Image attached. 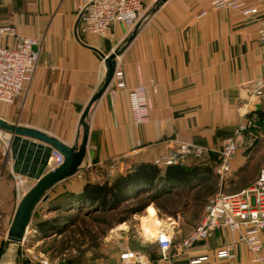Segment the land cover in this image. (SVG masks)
<instances>
[{
    "label": "crops",
    "instance_id": "crops-1",
    "mask_svg": "<svg viewBox=\"0 0 264 264\" xmlns=\"http://www.w3.org/2000/svg\"><path fill=\"white\" fill-rule=\"evenodd\" d=\"M141 1L146 11L137 21L140 24L136 34L126 43L135 25L129 28L116 23L104 36L83 33L80 15L75 10L78 0H0V26H11L15 35L31 36L39 42L38 65L30 82L14 104H7V108L1 110L0 117L8 123L36 129L69 146L76 140L80 142L79 117L105 74L99 52L107 55L114 49L124 48L116 57L115 66L123 71L125 88L111 98L110 92L114 89L111 80L90 108L86 155L80 171L72 176L75 181L81 180L73 186L75 192L85 181V172L86 180L91 181L129 172L141 162L153 163L157 155L172 146L171 140L217 150L244 111L255 107L258 113L260 110L264 113V98L256 103L249 98L251 83L264 78V47L257 37L258 18L264 15V0H241L257 8L256 14L248 15L233 8L214 7L211 0H166L159 7L155 6L156 0ZM15 35L1 36V43L13 46ZM139 83L150 86L152 107L149 120L135 125L130 119L128 91ZM257 147L238 152L232 159L231 172L223 178L215 173L218 161L215 153L201 157L187 155L183 166H191L189 156L206 160L196 165L199 171L195 176L173 188L189 185L197 178L212 184L213 191L235 192L247 187L255 179L244 177L242 167L252 161ZM51 149L42 142L10 135L7 175L13 167L25 175L32 186L39 176L50 170L46 163ZM157 167L164 172L167 166ZM211 193L206 192L203 198L207 201L214 195ZM55 202L39 211L42 218L56 217L62 223L92 208L84 201ZM203 211L204 207L197 222L188 228H181L176 220L168 225L155 211L147 212L145 218L150 225L153 214L162 226H167L160 228L172 237L165 253L155 240L158 228L147 234L139 217L131 225L125 221L109 230L107 236L113 240L114 252L104 259L88 257V261L114 264L119 253L129 249L143 253L148 264H187L192 257L201 255L207 256L201 264H229L228 259L216 257V252L234 244L235 264H260L253 261L252 253L238 241L236 234L219 229L206 241L181 249V240L199 223ZM28 236L35 240L30 246L26 244ZM48 237L32 229L25 241L3 253L1 264H26L29 254ZM261 237L260 254L264 255V231Z\"/></svg>",
    "mask_w": 264,
    "mask_h": 264
},
{
    "label": "built area",
    "instance_id": "built-area-1",
    "mask_svg": "<svg viewBox=\"0 0 264 264\" xmlns=\"http://www.w3.org/2000/svg\"><path fill=\"white\" fill-rule=\"evenodd\" d=\"M211 3L218 8L237 9L244 15L257 13L256 7H249L241 0H211ZM75 10L80 15L83 33L104 36L116 23L133 27L142 17L144 6L141 0H78ZM3 35H15V32L11 26H0V38ZM15 37L16 42L13 46L4 45L0 40V105L14 102L30 82L38 65L37 39L18 34ZM257 37L260 45L264 47V15L258 18ZM112 80L114 89L110 96L114 98L118 90L125 88L121 67L115 66ZM150 84L154 87L152 81ZM149 87L139 83L128 91L130 119L135 125L149 120L152 107ZM263 95L264 78H257L249 87L250 101L256 103ZM4 135L1 137L3 147L8 149L10 139ZM171 141L172 146L153 159L154 165L159 167L181 165L187 155L201 157L211 152L218 156L215 173L223 178L231 172L232 159L238 152H248L258 143L264 142V116H261L255 107L244 111L236 127L222 139L217 150L196 143ZM62 161L63 155L52 148L46 163L48 168L51 170ZM9 174L16 191L20 193L28 180L27 177L13 167H10ZM216 229L236 234L238 241L244 243L252 253L253 261L264 264V255L260 254L263 247L261 233L264 231V167L259 169L255 180L249 186L235 192H218L211 196L205 203L201 220L181 240L179 247L186 249L206 241ZM155 240L161 252L165 253L171 246L172 237L161 229L156 233ZM233 249L234 244H228L216 252V257L226 258L229 264H235ZM29 256L30 260L26 264H52L46 257L33 253ZM206 260V255L196 256L187 264H201ZM114 264H148V258L139 251L124 249Z\"/></svg>",
    "mask_w": 264,
    "mask_h": 264
},
{
    "label": "rangeland",
    "instance_id": "rangeland-1",
    "mask_svg": "<svg viewBox=\"0 0 264 264\" xmlns=\"http://www.w3.org/2000/svg\"><path fill=\"white\" fill-rule=\"evenodd\" d=\"M145 11L146 7H144ZM16 99L12 104L15 103ZM5 108H7V104L0 105V114L1 110ZM2 134H5L4 136L10 139L8 132L0 131V264L2 262L3 254L1 251L4 249L7 229L16 208L14 206L32 184L27 180L20 193L16 191L15 184L10 179V176L7 175V158L9 154L7 155V148L3 147ZM256 147L255 152L251 156L252 161H248L242 167V175L251 178V181L255 179L259 169L264 167V142L258 143ZM4 149L5 152H3ZM199 179L197 178L189 185H178L175 189L172 186H166L165 192L159 194L161 195L159 197L149 198L148 195H151L150 193L141 192L135 188L128 189L126 196L115 209L95 211V208H90L83 214H76L77 217L73 221L66 219L67 221L58 223L57 227L61 229V232L56 235H49L46 240L38 244L35 248L37 250H34L36 253L33 252V254L46 257L52 264H95L89 262L88 257H101L104 259L111 252H114L112 250V245L114 244H111L113 240L107 236L111 228L125 221H128L131 225L137 221H135V218L139 217L140 220L144 221L148 219L145 217L154 211L160 219L165 220L163 223L171 224L173 222L171 220H176L181 228L193 226L202 213L206 201L203 196L206 192L212 191V195L217 192H233L226 190L213 191L212 184L204 183ZM237 190L239 189L234 191ZM162 227L167 226L164 224ZM31 232L32 229L28 228L27 235H30ZM58 234L59 237H57ZM32 243H35L34 238H29L28 236L26 244L30 246ZM12 247L9 246L6 251ZM72 247H74V253H72ZM113 247L116 249V246ZM87 251L91 254H88Z\"/></svg>",
    "mask_w": 264,
    "mask_h": 264
},
{
    "label": "trees",
    "instance_id": "trees-1",
    "mask_svg": "<svg viewBox=\"0 0 264 264\" xmlns=\"http://www.w3.org/2000/svg\"><path fill=\"white\" fill-rule=\"evenodd\" d=\"M259 113L264 116L261 110ZM189 157L191 166L169 165L164 169V172L151 162H141L134 165L129 172L117 173L111 178H101L97 181L86 180L85 172V181L81 183V188L77 192L72 188L76 182L78 185L81 180L75 181L76 179L74 180L73 177L67 178L54 185L37 204L32 214L30 228L39 231L43 236L56 235L61 232V229L57 227L60 222L56 217L44 219L39 212L46 204L51 205V202L56 203L55 201H84L92 208L101 211L115 209L126 196L128 189L135 188L141 192L150 193L149 198L159 197L161 196L159 194L165 192L166 186L173 187L182 184L187 182L191 176H195L199 171L196 165L206 160L205 158ZM44 202L46 203L44 204ZM70 220L72 219L70 218Z\"/></svg>",
    "mask_w": 264,
    "mask_h": 264
},
{
    "label": "water",
    "instance_id": "water-1",
    "mask_svg": "<svg viewBox=\"0 0 264 264\" xmlns=\"http://www.w3.org/2000/svg\"><path fill=\"white\" fill-rule=\"evenodd\" d=\"M165 1L166 0H156L155 6L159 7ZM139 24L140 22L135 24L133 31L125 40L126 43H129L134 37ZM123 49V47L120 49H114L107 55H104L98 51L103 58L105 74L97 91L90 97L79 117L78 127L81 128L82 131L80 142L76 140L73 145L69 146L54 136L47 135L33 128L23 127L14 123H8L0 117V130L10 133L11 136H24L34 141L42 142L46 146L59 151L63 155L62 163L39 176L35 183L18 201L7 229L6 239L4 241V249L1 251L2 254L9 246L19 245L26 238L27 229L30 226L33 211L37 204L45 197L47 192L57 183L76 175L80 171L87 151L89 132L87 117L89 115L90 108L92 104L102 96L105 89L112 80L116 65V57L121 54ZM261 98H264V95Z\"/></svg>",
    "mask_w": 264,
    "mask_h": 264
},
{
    "label": "bare ground",
    "instance_id": "bare-ground-1",
    "mask_svg": "<svg viewBox=\"0 0 264 264\" xmlns=\"http://www.w3.org/2000/svg\"><path fill=\"white\" fill-rule=\"evenodd\" d=\"M152 216H153L154 220L152 221L151 225H150V222L147 221V219L143 221V225H145V229H146L147 234H150L152 230H154V229L156 230L157 228L158 229L156 231L158 232L161 229L160 227H162L161 222L157 218H155V216L153 214H152ZM168 225H170V224H168Z\"/></svg>",
    "mask_w": 264,
    "mask_h": 264
}]
</instances>
